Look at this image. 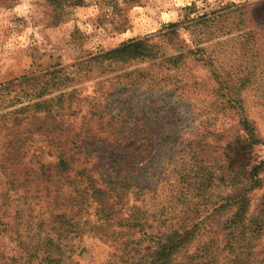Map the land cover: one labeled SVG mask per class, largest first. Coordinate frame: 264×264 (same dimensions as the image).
Masks as SVG:
<instances>
[{
	"label": "rangeland",
	"instance_id": "374dc122",
	"mask_svg": "<svg viewBox=\"0 0 264 264\" xmlns=\"http://www.w3.org/2000/svg\"><path fill=\"white\" fill-rule=\"evenodd\" d=\"M62 1L68 2L55 18L48 0H0V86L53 70L74 77L79 97L87 99L80 109L73 108L71 121L79 123L89 112H98L90 128L101 141L89 150L125 161L127 168L134 163L129 177L146 188V196L144 203L132 204L143 205L151 222L160 214L167 219L184 209L203 211L202 200L191 187L202 177L200 169L219 174L223 147L237 135L238 120L253 121L264 139V0H81L77 5ZM228 5L242 9L217 23L216 31H223L220 37L200 44L198 31L184 29L195 15L236 7ZM192 6L189 13L186 8ZM169 23H182L177 33L187 48H159L163 54L158 58L125 64L105 61L99 67L88 62L130 39L149 36V43L163 46L158 33ZM137 81L133 88L123 87ZM99 115L101 126L96 125ZM111 117L122 123L105 127ZM111 129L125 137L121 147L104 139ZM138 134L151 144L142 140L136 159L135 146L129 143L137 141ZM7 142L2 132L0 221L19 225L14 229L24 235L35 230L38 220L47 225V193L42 185L35 190L34 181L15 193L11 183L20 185L26 179L25 169H37L53 158L43 139L35 137L26 142L19 163L5 162ZM252 156L254 161L264 160V146L255 147ZM261 179L264 185V173ZM208 193L218 199L228 189L214 181ZM262 193L264 188L249 195L248 216L258 212ZM98 236L86 233L66 242L67 264H120L118 243ZM193 250L199 256L202 249ZM17 251L12 238L0 237V252L11 256ZM247 254L254 264L264 259V229ZM213 264H225L223 257Z\"/></svg>",
	"mask_w": 264,
	"mask_h": 264
},
{
	"label": "trees",
	"instance_id": "16d2710c",
	"mask_svg": "<svg viewBox=\"0 0 264 264\" xmlns=\"http://www.w3.org/2000/svg\"><path fill=\"white\" fill-rule=\"evenodd\" d=\"M73 1L69 5L81 3V0ZM48 2L56 12L55 18H59L68 1ZM228 8L220 9L222 12L218 14L195 15L186 21L188 25L184 29L198 31V43L210 42L223 32L216 31L217 23L239 12L242 6H236L234 10ZM186 10L191 13L194 6ZM181 24L163 26L158 33L163 46L156 48L149 43V36L130 39L88 62L99 67L105 61L125 64L158 58L163 54L160 49L187 48L177 33ZM75 82L74 77L53 70L23 76L0 86V134L4 133L8 139L6 146L10 149L5 162L19 163L26 142L35 137L43 139L48 155L53 158L37 169H25L26 179L20 185L11 183L15 193L29 182L34 181L35 190L42 185L47 193V225L38 220L35 230L23 235L14 229L19 225L0 221V237L12 238L18 250L11 256L0 252V264H67L66 242L86 233L118 243L120 264H213L220 257L225 264H254L247 258V253L252 240L264 229V193L258 212L247 215L251 202L249 195L264 188L261 179L264 160L254 161L252 156L255 147L264 146V139L259 137L254 122L245 117L238 120L237 135L223 147L224 160L218 175L213 169H200L203 175L191 188L196 192L195 197L202 200L199 207L204 210L184 209L167 219L160 214L153 218L152 222L156 224L153 227L143 205L132 204L136 201L144 203L146 196V188L129 177L134 163L127 168L125 161L100 155L96 149L89 150L101 141L100 135L90 128L91 119L98 112H89V117L82 118L79 123L71 121L73 108L80 109L82 101L87 99L79 97L78 89L73 86ZM126 85L133 88L138 81L123 84V87ZM101 118V115L96 118V125L104 124ZM118 123L111 117L105 127L113 128ZM104 139L121 147L125 137L111 129ZM134 139L137 141L129 144L135 146L137 155L134 158L137 159L142 152L141 141L151 142L141 134L134 135ZM17 144H20L18 148ZM214 181L228 189V193L213 199L208 191L213 188ZM196 246L202 249L199 256H195L196 250H193ZM259 263L264 264V259Z\"/></svg>",
	"mask_w": 264,
	"mask_h": 264
}]
</instances>
